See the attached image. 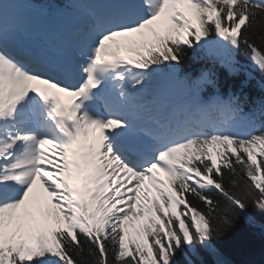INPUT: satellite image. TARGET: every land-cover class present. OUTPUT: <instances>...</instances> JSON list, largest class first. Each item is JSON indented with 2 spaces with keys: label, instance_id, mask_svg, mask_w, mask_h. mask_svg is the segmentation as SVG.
Masks as SVG:
<instances>
[{
  "label": "snow or ice",
  "instance_id": "obj_1",
  "mask_svg": "<svg viewBox=\"0 0 264 264\" xmlns=\"http://www.w3.org/2000/svg\"><path fill=\"white\" fill-rule=\"evenodd\" d=\"M261 21L264 0H2L0 264H193L264 212V100L222 83L264 78Z\"/></svg>",
  "mask_w": 264,
  "mask_h": 264
},
{
  "label": "trees",
  "instance_id": "obj_2",
  "mask_svg": "<svg viewBox=\"0 0 264 264\" xmlns=\"http://www.w3.org/2000/svg\"><path fill=\"white\" fill-rule=\"evenodd\" d=\"M261 37H264V21L257 27L254 39L260 43ZM258 79L264 85V78L258 75ZM212 249L200 257L191 256L193 264H201V260L205 264H264V212L253 209L251 221L238 219L213 241ZM81 259L90 262L94 258L85 254Z\"/></svg>",
  "mask_w": 264,
  "mask_h": 264
}]
</instances>
